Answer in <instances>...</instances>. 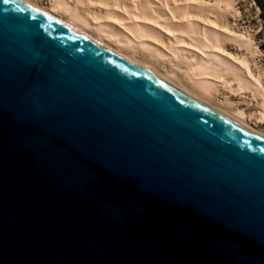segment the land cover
<instances>
[{
    "label": "water",
    "instance_id": "1",
    "mask_svg": "<svg viewBox=\"0 0 264 264\" xmlns=\"http://www.w3.org/2000/svg\"><path fill=\"white\" fill-rule=\"evenodd\" d=\"M0 264H264V137L0 0Z\"/></svg>",
    "mask_w": 264,
    "mask_h": 264
},
{
    "label": "bare ground",
    "instance_id": "2",
    "mask_svg": "<svg viewBox=\"0 0 264 264\" xmlns=\"http://www.w3.org/2000/svg\"><path fill=\"white\" fill-rule=\"evenodd\" d=\"M19 1L81 33L193 99L264 137V131L248 121L252 116L256 122L264 121V86L260 79L262 74L259 71L258 76H255L251 72L249 59L245 55V51L250 56H255L258 52L257 47L252 45L251 35L249 32H234L229 29L227 38L232 39L245 50L241 58L234 56L235 58L231 59L222 56L224 53L220 55L216 51L222 49L221 45L225 36L202 25L198 26L193 21V16L197 17L203 12L206 14L211 12L219 18L226 10L230 11V8L233 10L236 0H173L175 3L171 7L168 6V0H158L159 4H155L152 0H129L130 2H126L127 0H48V6L40 4L38 0ZM90 5L106 8L113 5L122 11L119 13L115 11L116 13L110 15L111 10L108 8L109 11L105 9L106 12L102 14L103 12L91 10ZM162 6L168 8L169 13L165 9L166 15H164ZM232 12L236 15L235 10ZM175 15L185 18L186 21L173 23L170 17L174 18ZM159 17L162 22L164 20L163 23L158 20ZM138 19L158 24L171 33L172 40L168 43L162 41L154 35L158 32L157 28L138 22ZM108 20L120 23L123 28L112 25ZM207 20L214 25V19ZM223 28L228 29L226 26ZM145 38L157 40L156 45H159V42L164 48L147 43ZM187 45L192 47L193 53L188 54L183 50ZM166 61L170 63V67H164ZM158 64H162V69L158 67ZM231 83L235 84L236 91L245 90L249 92L252 99L256 100L259 106V112L256 115L238 106L229 107L231 102L226 98L218 102L213 101L216 98L215 94L218 93V84L232 91L234 89Z\"/></svg>",
    "mask_w": 264,
    "mask_h": 264
},
{
    "label": "rangeland",
    "instance_id": "3",
    "mask_svg": "<svg viewBox=\"0 0 264 264\" xmlns=\"http://www.w3.org/2000/svg\"><path fill=\"white\" fill-rule=\"evenodd\" d=\"M154 1L155 4H159L160 1L158 0H152ZM38 2L44 6H48L49 5V1L48 0H38ZM126 2H130L129 0H127ZM174 1L173 0H168V6H173L174 5ZM235 5H233V10H235V14H233V10L232 8H230V11L228 9V11L226 10L224 13H222L220 16L221 17H216L215 15H212L211 12H208L207 14L205 12L201 13L200 15L193 16V21H195L198 26L202 25L204 27L209 28L210 30H215L218 33H221V35L225 36L224 40H223V44L222 49L220 50H216L217 52H219L220 55H223L224 57H228V58H235L242 57V54L244 53V49L242 47H239L236 42H234L232 39L227 38L229 32V29L233 30L234 32H249V34L252 37V45L257 47L258 52L255 54V56H250L248 54V52L246 53L245 51V55L248 57L249 59V64H250V69L251 72L255 75L258 76V72H261V83L264 86V21L262 20L261 16H260V8L258 7L257 3L255 2V0H236ZM160 7V6H159ZM111 11H109V9ZM164 9V15H166L165 13V9L166 7H163ZM90 9L94 10V11H99L100 13L103 12L102 14H104L106 12V10H108L111 13H119L122 10L119 9L117 6H113L112 7H104V6H94V5H90ZM106 9V10H105ZM168 9V8H167ZM166 9V12H168L169 10ZM116 11V12H115ZM231 12V13H230ZM169 13V12H168ZM205 13V14H204ZM204 15V16H202ZM212 15V16H211ZM204 17V18H203ZM160 18V19H159ZM158 20L160 22H162L161 17H159ZM172 19L173 23H179L182 21H186L184 20L185 18H181L178 15H175V17L173 18L170 17ZM213 20L214 19V25L213 23H208L207 19ZM175 19V20H174ZM219 19V20H218ZM110 23H112V25H116L119 28H123L122 25H120V23H115V21L113 20H108ZM204 21V22H202ZM138 22H144L147 23L148 25L150 24L152 27L157 28L158 32L156 34H154L155 36L159 37V39L161 38L162 41H166L167 43L172 40V36L171 33H169L168 31H166L164 28H162L161 26H159L158 24L156 25V23L154 24V22H148L146 20H141L138 19ZM164 22V20H163ZM162 22V23H163ZM216 23V24H215ZM149 25V26H150ZM218 25V26H217ZM211 26H216V27H211ZM227 27L228 29H225L223 27ZM159 33V36H158ZM162 33V34H161ZM178 33V32H177ZM162 35V36H161ZM184 36H186L184 34ZM156 37V38H157ZM165 37V38H164ZM169 38V39H168ZM147 43H151V45L153 46H158V47H162V44L158 42L159 45L157 44V40L155 39H150V38H145ZM148 40V41H147ZM154 40V42H153ZM153 43V44H152ZM161 45V46H160ZM178 45V44H177ZM179 46V45H178ZM181 46V45H180ZM185 49H183L184 51L188 52V54L193 53L194 50L192 49L191 46L188 47L184 46ZM195 51L196 48H194ZM190 50V51H187ZM185 52V53H186ZM222 52V53H221ZM141 54V53H140ZM139 54V55H140ZM226 55V56H225ZM142 56V54L140 55ZM241 56V57H240ZM167 64V65H166ZM170 63L168 61H166L164 63V67H170L169 65ZM256 65V66H255ZM158 67L162 69V64H158ZM215 79V78H214ZM232 84V88L234 90H230L227 88H224L222 85L218 84V90L215 94L216 98H214L213 101L218 102L220 100H224L225 98L228 99L231 104H229V107H235L238 106L239 108H243L246 112H251L253 115H256L259 112V106L256 104V100L250 96L249 92L245 91V90H237L235 89V84ZM248 121L253 125L256 126L258 128H260L261 130L264 131V121L260 122L259 120L256 122V120L254 119V117L252 116V118Z\"/></svg>",
    "mask_w": 264,
    "mask_h": 264
},
{
    "label": "trees",
    "instance_id": "4",
    "mask_svg": "<svg viewBox=\"0 0 264 264\" xmlns=\"http://www.w3.org/2000/svg\"><path fill=\"white\" fill-rule=\"evenodd\" d=\"M258 7L260 8V16L262 20L264 21V0H255Z\"/></svg>",
    "mask_w": 264,
    "mask_h": 264
}]
</instances>
